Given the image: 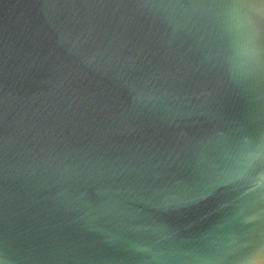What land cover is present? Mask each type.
<instances>
[{
	"label": "water",
	"instance_id": "water-1",
	"mask_svg": "<svg viewBox=\"0 0 264 264\" xmlns=\"http://www.w3.org/2000/svg\"><path fill=\"white\" fill-rule=\"evenodd\" d=\"M0 264H264V0H0Z\"/></svg>",
	"mask_w": 264,
	"mask_h": 264
}]
</instances>
